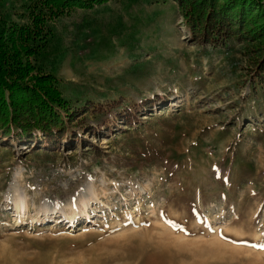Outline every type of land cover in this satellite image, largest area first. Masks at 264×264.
<instances>
[{
	"label": "rangeland",
	"instance_id": "1",
	"mask_svg": "<svg viewBox=\"0 0 264 264\" xmlns=\"http://www.w3.org/2000/svg\"><path fill=\"white\" fill-rule=\"evenodd\" d=\"M25 3L0 13L24 23ZM50 25L31 60L95 130L51 150L0 140V264H264L257 53L195 42L175 0H109Z\"/></svg>",
	"mask_w": 264,
	"mask_h": 264
},
{
	"label": "trees",
	"instance_id": "2",
	"mask_svg": "<svg viewBox=\"0 0 264 264\" xmlns=\"http://www.w3.org/2000/svg\"><path fill=\"white\" fill-rule=\"evenodd\" d=\"M107 1L25 0L30 16L20 24L0 13V140H7V144L36 141L34 150H51L65 139L81 146L78 130H95L87 123V117L82 116L88 108L81 112L72 110L56 84L55 75L37 71L31 57L51 41L50 23L54 19L74 9H92ZM175 2L183 25L195 42L220 46L236 39L245 46L247 54L257 53L253 71L264 82V20L254 21L258 16L264 18V0ZM125 118L130 122L136 116L128 111ZM39 136L43 141L38 140Z\"/></svg>",
	"mask_w": 264,
	"mask_h": 264
},
{
	"label": "bare ground",
	"instance_id": "3",
	"mask_svg": "<svg viewBox=\"0 0 264 264\" xmlns=\"http://www.w3.org/2000/svg\"><path fill=\"white\" fill-rule=\"evenodd\" d=\"M19 205H20V204L17 203V208H19Z\"/></svg>",
	"mask_w": 264,
	"mask_h": 264
},
{
	"label": "snow or ice",
	"instance_id": "4",
	"mask_svg": "<svg viewBox=\"0 0 264 264\" xmlns=\"http://www.w3.org/2000/svg\"><path fill=\"white\" fill-rule=\"evenodd\" d=\"M262 247H264V246H262Z\"/></svg>",
	"mask_w": 264,
	"mask_h": 264
}]
</instances>
